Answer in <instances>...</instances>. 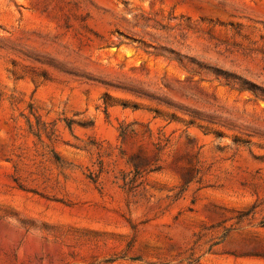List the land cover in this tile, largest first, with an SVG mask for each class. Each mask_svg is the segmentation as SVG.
I'll return each instance as SVG.
<instances>
[{"label":"rangeland","instance_id":"obj_1","mask_svg":"<svg viewBox=\"0 0 264 264\" xmlns=\"http://www.w3.org/2000/svg\"><path fill=\"white\" fill-rule=\"evenodd\" d=\"M0 264H264V0H0Z\"/></svg>","mask_w":264,"mask_h":264}]
</instances>
